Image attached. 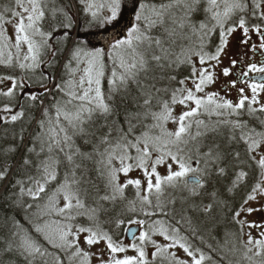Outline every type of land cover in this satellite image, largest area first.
Segmentation results:
<instances>
[{
  "label": "snow or ice",
  "instance_id": "snow-or-ice-1",
  "mask_svg": "<svg viewBox=\"0 0 264 264\" xmlns=\"http://www.w3.org/2000/svg\"><path fill=\"white\" fill-rule=\"evenodd\" d=\"M127 3L135 23L102 47L79 39L83 27H115ZM79 4L0 6V187L26 217H0V253L24 264H215L222 246L192 214L224 203L214 181L233 192L254 175L232 213L231 250L264 264V224L243 218L264 199V0ZM237 30L247 50L222 66ZM134 170L143 179L128 178Z\"/></svg>",
  "mask_w": 264,
  "mask_h": 264
},
{
  "label": "trees",
  "instance_id": "trees-1",
  "mask_svg": "<svg viewBox=\"0 0 264 264\" xmlns=\"http://www.w3.org/2000/svg\"><path fill=\"white\" fill-rule=\"evenodd\" d=\"M9 3H10V0H2V5L0 4V6H3L4 4H9ZM65 3H71L72 9H73V7H76V9L78 10V9H80L82 7L79 4V0H65ZM85 28L87 29V27H85ZM90 29L91 30L97 29V27H92ZM88 31L89 30L85 31L84 34H87ZM216 39H217V42H218V37ZM128 106H129V108L131 110H135L131 104H129ZM17 130H19V129L17 128ZM117 166H119L118 163H117ZM120 176H121V174H120ZM93 178L96 179L95 174H93ZM256 178H258V177H255L254 175L250 176L247 179V181L245 182L244 185H242L240 188L234 190L233 192H228L227 188H225V190L221 189L222 188V186H221L222 184H220V182L217 183V182L214 181V187L219 192V197L218 198L224 202L223 204H218L215 207L213 212H214V214H218V216H215V218H218L217 220L219 222H221L220 219L223 220V217L225 218L226 222L229 221V224H230V227H231L230 231L233 232V233H238V231H239L238 227L233 223V220H232L233 210L237 209L239 207V205L242 203V201L245 198L246 194L248 193V191H250V188H251V186L254 183ZM229 186H230V184H229ZM101 187H102V183H101ZM134 192H135L134 187L129 186V188L126 189L127 197L129 199H131L133 197V195H134ZM8 195H9V193L4 192L3 188L0 187V217H3L5 215H14V216H16V218L21 223H25L26 217H25L24 212L18 211L16 209H13V208L9 207V202L6 199V197ZM235 197L238 198L236 206L234 205V203H235L234 198ZM207 202H208L207 199H205V203H207ZM107 206L111 208L110 205H107ZM119 210H120V206L118 205L115 209L112 210L113 211V215H115L117 212H119ZM31 211H36V209H32ZM216 211H217V213H216ZM192 215H193V219H194V222H195V219L197 218V216L199 214L196 213V214H192ZM199 218L206 219L204 222H207V224L209 226H211V222H208L209 217L199 216ZM53 219H54V217H53ZM213 226L215 227V231L212 232L211 235H209V236H204L205 241L207 243H209V244L213 243L214 240L216 239V237L214 236V233L217 234V236H219L222 239L225 238L224 236L226 234V232H224L225 234H223V232L221 230L222 224H219L218 222H215ZM231 232H230L229 235L232 234ZM204 235H205V233H204ZM120 236H121V239H124V232L123 231H121ZM214 237H215V239H214ZM220 238H218V241H220ZM228 239H227V241H228L227 244H228V246H230L234 241H232L230 239L228 240ZM215 257H219V255L215 254ZM219 261L220 262L218 264H229L228 262L227 263L223 262L221 258H220ZM0 264H24V262H23L22 258L17 257L14 254L13 255H8V254L0 253Z\"/></svg>",
  "mask_w": 264,
  "mask_h": 264
},
{
  "label": "rangeland",
  "instance_id": "rangeland-1",
  "mask_svg": "<svg viewBox=\"0 0 264 264\" xmlns=\"http://www.w3.org/2000/svg\"><path fill=\"white\" fill-rule=\"evenodd\" d=\"M97 2H99V0H97ZM0 4L2 5V0H0ZM4 5H6V4H4ZM72 11L75 13L77 11L76 7H73ZM87 30H91V29H88V28L86 29L85 27L81 28L79 36H81ZM8 32H9V34L12 33L11 26H8ZM229 38L230 39L228 40V46H227V48L225 50L227 55L223 58V65L222 66H228L229 65L228 64L229 63L228 62L229 57L231 56V58H232V56L235 54V50L236 49H235V46L233 45L234 33H232V35ZM81 40L85 41L84 39H81ZM221 79L217 82V85L215 86L214 90L219 89V87L222 85ZM177 111H179V109H177ZM168 127L171 129L174 126L172 124H169ZM160 171L163 172V168H161ZM120 177H121L120 181L123 183L124 180H125V177L123 176V174H121ZM128 178H132V179L141 178V179H143L142 173L140 171H138V170H134V171L130 172ZM248 206L252 207L253 209H255V211H253L251 214H244L243 218H245L249 222H255L257 224H264V199L258 198L256 201H250ZM216 213H217V211H216ZM211 215L212 216L209 217V219H208V222H211V226H209L210 230L205 231L204 232L205 233L204 236H209V235H211L212 232L215 231V227L213 226L215 222H218L219 224H222V219H220L221 222H219L217 220L218 218H215V216H218V214H214V212H212ZM197 217H199V215ZM199 219L201 220V223H204V221L206 220L204 218L203 219L199 218ZM249 231H251L252 234L254 236H256L258 234V232L260 231V229L259 228L249 229L247 227L244 228V232L245 233H247ZM223 234H225V233H223ZM214 236L216 237V239L214 237V239H215L214 242L210 243V244H212L213 246H216L217 242H219V244L222 246L221 250L217 253L220 258H222V257L225 258L226 256L229 257L230 259L234 258L236 256H238V258H239L238 261H231L230 259H228L226 261V263L228 262L229 264H231V263L232 264H248L247 261L243 260L242 252H233L231 250L232 244L230 246H228V244H225V241L222 238H220L219 236H217V234L214 233ZM218 238H220V241H218ZM246 238L247 237L245 236L244 239H246ZM123 240H124L125 243H128V241L126 240L125 237H124ZM179 254L182 255V253H179ZM128 255H134V253L130 251L128 253ZM93 263L96 264V261L93 260ZM215 264H218V263L215 261Z\"/></svg>",
  "mask_w": 264,
  "mask_h": 264
},
{
  "label": "flooded vegetation",
  "instance_id": "flooded-vegetation-1",
  "mask_svg": "<svg viewBox=\"0 0 264 264\" xmlns=\"http://www.w3.org/2000/svg\"><path fill=\"white\" fill-rule=\"evenodd\" d=\"M127 5H129V6H131V8H132V16H131V20L129 21V26L131 25V24H133V23H135V12L133 11V7H132V4L131 3H127ZM101 28V27H100ZM99 29V28H98ZM232 35V34H231ZM230 35V36H231ZM230 36H228L227 37V40H229L230 38ZM242 33L239 31V30H237L236 32H234V41H233V45L235 46V54L232 56V58H231V56L229 57V60L230 59H237V60H239L240 58H241V56L245 53V51L247 50L246 49V47L243 45V44H241V40H242ZM86 40V42L87 41H90L91 42V44L92 45H95L96 47H102V46H104L103 45V43H102V41H100L99 43H96L94 40H92V39H85ZM252 41L253 42H257V37L255 36V35H253L252 36ZM260 59V57H257V60H259ZM229 60H228V62H229ZM229 64V63H228ZM228 66H230V65H228ZM222 79H221V83L223 84L224 83V78L223 77H221ZM220 88V87H219ZM231 98L232 99H236L237 98V96H236V91H235V89H233L232 90V95H231ZM220 184H222L221 186H222V188L221 189H224L225 190V188H227L228 186H229V184H230V182H229V180L228 179H223V180H221L220 181ZM237 199L238 198H234V200H235V203H234V205L236 206L237 205ZM233 227V226H232ZM230 224H229V221L228 222H226L225 221V218L223 217V220H222V227H221V230H222V232L224 233V232H226L227 234H230ZM234 229V228H233ZM231 233H233V232H231ZM230 236V237H229ZM225 238H223L224 240H227L228 238L230 239V240H232V241H234V238L231 236V235H228V236H224ZM228 239V240H229ZM222 259V261L223 262H225L226 263V261L228 260V259H230L229 257H225V258H221ZM238 256H236V257H234V258H231L230 260L231 261H238ZM220 258L219 257H215V261L217 262V263H219L220 261Z\"/></svg>",
  "mask_w": 264,
  "mask_h": 264
},
{
  "label": "water",
  "instance_id": "water-1",
  "mask_svg": "<svg viewBox=\"0 0 264 264\" xmlns=\"http://www.w3.org/2000/svg\"><path fill=\"white\" fill-rule=\"evenodd\" d=\"M132 16V8L129 5H125L121 9V15L119 17L118 23H116L115 27L109 25L106 27H103L99 30L90 31L87 34H83L79 36L81 39H92L96 43H99L102 41L103 45L108 41V39L119 32H122L126 27L129 26V21L131 20ZM100 44V43H99ZM136 229L133 228V231ZM126 237V235H125ZM127 241H129L130 237L126 238Z\"/></svg>",
  "mask_w": 264,
  "mask_h": 264
}]
</instances>
